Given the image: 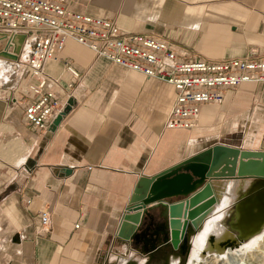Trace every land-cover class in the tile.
Listing matches in <instances>:
<instances>
[{"label": "crops", "instance_id": "crops-1", "mask_svg": "<svg viewBox=\"0 0 264 264\" xmlns=\"http://www.w3.org/2000/svg\"><path fill=\"white\" fill-rule=\"evenodd\" d=\"M69 1L75 12L116 21L125 35L174 42L196 59L219 62L252 50L264 57V0ZM45 72L57 82L49 88L75 104L55 132L31 128L23 102L4 113L0 143L19 141L26 151L17 165L2 159L0 264H138L141 245L117 234L143 178L215 145L248 151L264 145V83L228 90L221 104L204 105L196 126L186 130L166 127L177 98L173 86L112 64L75 41L66 42ZM15 142L10 146L16 149ZM261 182L224 184L227 191L235 183L248 190ZM42 210L50 215L45 234Z\"/></svg>", "mask_w": 264, "mask_h": 264}, {"label": "built area", "instance_id": "built-area-1", "mask_svg": "<svg viewBox=\"0 0 264 264\" xmlns=\"http://www.w3.org/2000/svg\"><path fill=\"white\" fill-rule=\"evenodd\" d=\"M20 35L26 39L18 61L0 58V99L9 106L23 102L27 124L39 132L48 131L67 105L61 92L49 88L57 82L45 69L48 62L58 60L68 40L112 64L173 86L177 98L167 120L168 129L190 130L204 105L221 104L228 90L244 84L264 83V57L256 50L243 58L219 62L196 59L174 42L149 35H125L114 20L75 12L69 0H0V53L15 55L16 37ZM64 65L79 79L71 63ZM68 87L72 90L74 84ZM31 203L27 201V205ZM39 219L45 234L50 226L48 211L42 210Z\"/></svg>", "mask_w": 264, "mask_h": 264}, {"label": "water", "instance_id": "water-1", "mask_svg": "<svg viewBox=\"0 0 264 264\" xmlns=\"http://www.w3.org/2000/svg\"><path fill=\"white\" fill-rule=\"evenodd\" d=\"M25 39V35L16 37L15 55L1 52L0 58L18 61ZM74 104V100L68 101L50 131L58 129ZM8 106L0 99V122ZM250 179L264 181V145L258 151L215 145L157 176L143 178L122 217L117 235L139 243V252L147 249L152 254L168 247L170 257L176 256L184 262L189 259L193 237L220 202L219 195L214 193L215 183L225 189L224 182ZM261 189L256 192L261 193Z\"/></svg>", "mask_w": 264, "mask_h": 264}, {"label": "bare ground", "instance_id": "bare-ground-1", "mask_svg": "<svg viewBox=\"0 0 264 264\" xmlns=\"http://www.w3.org/2000/svg\"><path fill=\"white\" fill-rule=\"evenodd\" d=\"M235 184L231 185L228 191L226 190L227 192L223 188H215L214 193H217L219 197L227 193L228 196L225 197L228 200L226 203L219 202L216 205L215 212L210 221L205 222L203 231L193 237L188 264H264V217L262 218L264 194L260 195L259 203L254 201L252 206L246 207L243 211L238 209L237 214L242 216L246 213V217L236 227L235 230L238 231L236 235L230 232L225 224L224 218L228 212L222 210V214H216L217 207L220 209V206L226 208V206L233 205V201L239 194V188ZM259 185V189L264 187V182ZM255 210L257 214L254 213ZM231 226L234 228L235 225Z\"/></svg>", "mask_w": 264, "mask_h": 264}, {"label": "rangeland", "instance_id": "rangeland-1", "mask_svg": "<svg viewBox=\"0 0 264 264\" xmlns=\"http://www.w3.org/2000/svg\"><path fill=\"white\" fill-rule=\"evenodd\" d=\"M5 67V66H4ZM2 69L0 70V72L2 73ZM9 88V86L7 87V89ZM10 89H9V91L7 90L6 91V93H7V95L10 93ZM6 97V96H5ZM11 142H15V141H10V143ZM10 143H0V168H2V166H5V163H4V161L5 162H7V165L8 164H10V165H14V164H19L20 162H21V159H19V157H21L22 156V154L26 151V148L23 146V144H20L19 143V141H17V142H15V143H17V147H16V149L14 148V147H11L10 146ZM16 151V155L15 154H13V152H15ZM17 157H18V159L19 160H17ZM2 159L4 160V161H2ZM249 190V189H248ZM225 192H227L226 190H225ZM225 195H221V197H220V203L222 204V203H226V201L228 200V198L227 197H225V196H228V195H226L227 193H224ZM247 193H246V191L244 190V189H241L240 188V190H239V194H237V196H236V199H237V197H238V195H239V198L238 199H241V198H243L245 195H246ZM262 194H264V193H262ZM236 199L233 201V203L236 201ZM259 199H260V197H258V199H257V201H258V203H259ZM220 206V205H219ZM221 208L219 209V207H217V212H216V214H222L223 212H222V210L223 211H227L226 213V216H225V218H224V220H225V224H226V226L228 227V229H230V232H232L234 235H236L237 234V231L231 226V225H233L234 223H233V221L235 220V219H232L233 218V216L235 215H237V211L234 209V206L233 205H231V206H226V208L225 207H223L222 208V206H220ZM233 211V212H232ZM231 213V214H230ZM216 214H214V215H216ZM229 215V216H228ZM210 219H211V217H209L207 220H205V222L207 223L208 221H210ZM204 222V226H203V228H202V230L199 232V233H201L202 231H203V229H204V227H205V225H206V223ZM250 238V237H249ZM141 247V246H140ZM171 258V262H172V260L173 259H175L174 261H176L177 259H179L178 257H176V256H171L170 257ZM131 261V260H130ZM132 261H134L133 263H136L137 261H135L134 259L132 260ZM170 262V260H169V263H171ZM178 262H179V264H188L187 262H188V259H185V261L183 262H181L180 260H178ZM137 264V263H136Z\"/></svg>", "mask_w": 264, "mask_h": 264}, {"label": "flooded vegetation", "instance_id": "flooded-vegetation-1", "mask_svg": "<svg viewBox=\"0 0 264 264\" xmlns=\"http://www.w3.org/2000/svg\"><path fill=\"white\" fill-rule=\"evenodd\" d=\"M259 186L260 185L258 183L256 185H254L253 187H251L249 190H247V189L245 190L247 194L254 192L251 196L238 199L239 198V195H238L236 201L233 203V206L237 212H238V209L243 211L246 207H249L250 205L252 206L254 204V201H257L258 197H260V195L262 193H264V189H261V188H260L261 193L256 192L257 190H259ZM262 188H264V187H262ZM254 213L257 214V211L255 210ZM245 217H246V213L243 214L242 216L241 215L239 216V214H237L236 216L235 215L233 216L232 219H235L233 221V223L235 225L234 229H236V227H238L239 223L244 221ZM263 217H264V213L262 215V218ZM247 231H249V230H247ZM237 233H238V231H237ZM158 245H160V244H158ZM140 253H141L142 258H141V262L138 264H169L168 263V256L170 257L171 250L168 247H163L159 251H157L156 253H152V254L148 253L147 249H145V251H142ZM174 260L175 259H173L170 264H177V263L179 264V262H178L179 259H177L176 261H174ZM131 262H134V261L128 260L125 262V264H129V263L132 264ZM133 264H136V263H133Z\"/></svg>", "mask_w": 264, "mask_h": 264}]
</instances>
